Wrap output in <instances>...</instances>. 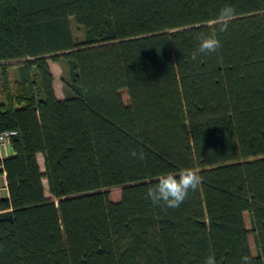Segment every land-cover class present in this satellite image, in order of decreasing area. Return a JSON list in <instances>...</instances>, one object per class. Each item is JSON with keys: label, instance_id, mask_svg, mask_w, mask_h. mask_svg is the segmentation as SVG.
I'll return each instance as SVG.
<instances>
[{"label": "trees", "instance_id": "obj_1", "mask_svg": "<svg viewBox=\"0 0 264 264\" xmlns=\"http://www.w3.org/2000/svg\"><path fill=\"white\" fill-rule=\"evenodd\" d=\"M0 89V264H264V0H0ZM182 168L198 188L153 205Z\"/></svg>", "mask_w": 264, "mask_h": 264}, {"label": "clouds", "instance_id": "obj_2", "mask_svg": "<svg viewBox=\"0 0 264 264\" xmlns=\"http://www.w3.org/2000/svg\"><path fill=\"white\" fill-rule=\"evenodd\" d=\"M233 15L234 9L231 6L223 7L217 13L216 31H227ZM219 47L220 40L215 35L204 34L198 40L193 58L195 59L197 54L214 53ZM131 154L137 155L135 151ZM201 182L202 177L192 168L177 169L173 172L164 171L156 177L153 185L147 189L146 195L153 205L175 209L185 202L190 192L197 189ZM242 259L243 264H249V257L245 256ZM206 264H215V259L207 258Z\"/></svg>", "mask_w": 264, "mask_h": 264}, {"label": "rangeland", "instance_id": "obj_3", "mask_svg": "<svg viewBox=\"0 0 264 264\" xmlns=\"http://www.w3.org/2000/svg\"><path fill=\"white\" fill-rule=\"evenodd\" d=\"M71 25H72V31H73L74 36L78 40H81L83 38L82 28L80 26H78L73 19L71 20ZM48 63H49V66L51 68V71L53 72L54 87H55V90L57 92V95L60 98L64 97L66 95V92L64 91V86L62 83V77L65 74L64 73V64L62 62H53L51 60H49ZM12 64H16V63L12 62ZM10 77H11V81H14V79L17 77V68L15 65L10 68ZM14 87H15V85H14ZM0 98H1V89H0ZM0 156L1 157L3 156V152H0ZM38 162L40 164L41 169L44 170L43 160H42V156L40 154L38 155ZM43 183H44V187H45V194H46V196H49L47 183H46L45 179H43ZM120 193H121V188H119V187L111 188L109 190L110 198L114 201H116L120 198ZM0 197H6L5 178L2 174L0 175ZM245 219H246L247 226L250 227V221H249V217L247 214H245ZM249 242H250L252 249L254 250L255 246H254V241H253L252 235L249 236Z\"/></svg>", "mask_w": 264, "mask_h": 264}, {"label": "built area", "instance_id": "obj_4", "mask_svg": "<svg viewBox=\"0 0 264 264\" xmlns=\"http://www.w3.org/2000/svg\"><path fill=\"white\" fill-rule=\"evenodd\" d=\"M15 133L14 131L0 133V152H3V155L7 154L9 150V139Z\"/></svg>", "mask_w": 264, "mask_h": 264}, {"label": "crops", "instance_id": "obj_5", "mask_svg": "<svg viewBox=\"0 0 264 264\" xmlns=\"http://www.w3.org/2000/svg\"><path fill=\"white\" fill-rule=\"evenodd\" d=\"M54 89H55V87H54ZM55 93H56V95H57V92H56V90H55ZM58 96V95H57ZM59 97V96H58ZM11 154V150L9 149L8 150V152H7V154H4L3 156H2V158L3 157H7V156H9Z\"/></svg>", "mask_w": 264, "mask_h": 264}]
</instances>
